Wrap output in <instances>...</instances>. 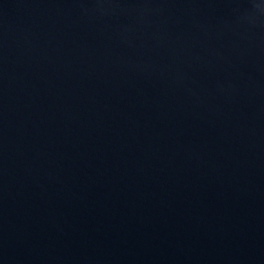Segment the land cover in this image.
<instances>
[{"label": "water", "instance_id": "95a60500", "mask_svg": "<svg viewBox=\"0 0 264 264\" xmlns=\"http://www.w3.org/2000/svg\"><path fill=\"white\" fill-rule=\"evenodd\" d=\"M0 264H264V0H0Z\"/></svg>", "mask_w": 264, "mask_h": 264}]
</instances>
